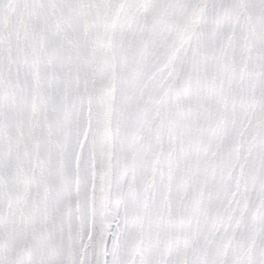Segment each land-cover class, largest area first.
<instances>
[{
	"label": "snow or ice",
	"instance_id": "1",
	"mask_svg": "<svg viewBox=\"0 0 264 264\" xmlns=\"http://www.w3.org/2000/svg\"><path fill=\"white\" fill-rule=\"evenodd\" d=\"M0 264H264V0H0Z\"/></svg>",
	"mask_w": 264,
	"mask_h": 264
}]
</instances>
